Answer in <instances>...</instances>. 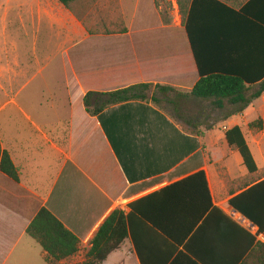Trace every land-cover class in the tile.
Instances as JSON below:
<instances>
[{
  "label": "crops",
  "instance_id": "crops-1",
  "mask_svg": "<svg viewBox=\"0 0 264 264\" xmlns=\"http://www.w3.org/2000/svg\"><path fill=\"white\" fill-rule=\"evenodd\" d=\"M120 1L128 32L108 36L90 35L83 22L56 0H28V64L18 52L20 36L5 34V28H14L17 22L0 21V142L19 174L15 182L0 171V253L28 250V264H35L40 245L26 230L42 208L82 241L83 251H89L115 210L127 211L131 203L204 171L219 212L205 214L179 248L186 258L175 264H264V243L224 211L244 191H237V181L251 180L249 188L264 181V95L242 112L228 101L225 110L232 111L214 112L215 121L224 123L226 154L212 149L213 164L205 132L202 127L195 130L186 118L197 109L204 121L202 109L212 107L211 101L188 95L200 80L194 50L205 68L251 77L264 73V0H180L185 18L179 13V24L168 25L139 12L142 0ZM129 4L134 8L130 21ZM0 8L10 11L9 0L0 1ZM40 41L48 44L46 48L53 44L55 55L47 50L41 56ZM54 57H60L62 71L48 83L44 73ZM139 84L153 85L148 101L116 105L99 116L91 115L83 102L89 92ZM157 85L177 92L165 97ZM27 87L28 97L21 99ZM259 120L262 130L251 126ZM236 126L258 172L250 175L247 170L231 178L226 161L236 150L228 145L225 133ZM215 164L224 166L225 180L212 173ZM199 186L198 196L186 189L161 194L162 212L193 221L207 204ZM257 201L264 205V193ZM124 250L140 264L129 239L107 260ZM40 258L45 262L43 250Z\"/></svg>",
  "mask_w": 264,
  "mask_h": 264
},
{
  "label": "trees",
  "instance_id": "trees-1",
  "mask_svg": "<svg viewBox=\"0 0 264 264\" xmlns=\"http://www.w3.org/2000/svg\"><path fill=\"white\" fill-rule=\"evenodd\" d=\"M56 1L64 8L73 11L75 5L83 0ZM179 5L181 14L185 18L184 6L180 0ZM78 17L90 35H124L128 32L121 9L118 10V25H107L104 17L98 20L92 13L86 19ZM88 20H95L94 25H90ZM187 29L189 30L188 26ZM194 54L200 80L188 94L190 97L211 101L212 108L216 111L225 110V101H228L232 105L238 106L235 109L236 112H242L253 101L264 95V73L251 77L226 73L227 71L221 68H205L195 50ZM152 87L151 84H139L108 93L89 92L84 97L83 102L91 115L99 116L104 110L116 105L148 101L147 93ZM156 89L165 97L171 92H177L169 86L157 85ZM253 89L255 91L252 92ZM153 102L159 104L157 99H154ZM91 107H93L92 111ZM256 125L259 129H263L262 120L251 126ZM225 137L228 145L241 155L243 164L250 175L257 173V163L241 128L236 126L229 129L226 131ZM0 171L13 181L19 182L18 171L8 152L2 150L1 142ZM236 183L237 191H244L232 198L229 205L257 224L263 233L264 205L257 200L259 195L264 193V181L252 188H249L253 184L249 179ZM199 185H202L207 204L206 208L193 221L180 219L181 217L179 218L175 214L168 217L162 212L163 203L158 200L161 194L172 189H186L188 193L198 196ZM234 192H231V195ZM210 211L219 212L213 206L206 173L200 171L163 189L161 192L131 203L127 211L115 210L97 232L89 251H83L82 241L46 208L39 210L26 233L41 246L47 264H104L109 255L118 250L128 239L132 242L140 264H170L176 258L171 263L175 264L183 263L186 256L179 251L180 246L184 245L205 214ZM252 246L253 240L250 244V247ZM78 258L81 260L78 261ZM193 264L198 263L193 262Z\"/></svg>",
  "mask_w": 264,
  "mask_h": 264
},
{
  "label": "rangeland",
  "instance_id": "rangeland-1",
  "mask_svg": "<svg viewBox=\"0 0 264 264\" xmlns=\"http://www.w3.org/2000/svg\"><path fill=\"white\" fill-rule=\"evenodd\" d=\"M0 1H6V0H0ZM155 1L156 0H142L141 5L139 7V12L144 13L146 15H153L151 16L153 19L155 18L160 19V21L164 25L179 24V16L177 14L176 5H175V3H177V5L180 8L179 0H157L156 2ZM124 2H126V0H124ZM9 4L11 5V9L8 12H6L5 9L0 8V21L9 19L11 21L17 22L16 26L14 27L15 29L12 26L9 28L6 27L5 34L8 36L9 32L11 35H13L12 32H15L17 36H20L18 41L19 42L18 46L21 51L18 52H20L19 54L21 58L26 62V64H28V57H30V53H31L30 52L31 42L28 41V24L27 25L25 24L28 21V0H9ZM129 5L130 7H126L127 8L126 15L128 20L130 21L131 15L134 12V8L131 7V5L133 4H129ZM119 9H121L126 24L125 13L122 9V4L120 0H83L79 2L77 5H75L73 11L70 10L69 11L72 12L78 19H79L78 16L86 19L88 15L92 13L95 17H97L98 20L104 17L106 19L105 23L107 25H111V24L118 25ZM180 14H181V10H180ZM98 20L97 22H99ZM94 22L95 20L89 21L90 25L92 26L94 25ZM23 26L25 27L23 28ZM16 31H18L19 33H17ZM41 42L43 41H40V44H38V48H39L38 52L41 56H44L47 50H49L50 55H55V52H53L52 50L53 44H49V47L46 48L48 44L46 46H42ZM45 42H48V40L45 39ZM59 63H60V57H58V59L54 57L49 60V63H47L46 65L48 71L44 73V77H45L44 81L46 80V82L48 83H54L55 81L54 78L57 77L53 76V74L61 75L60 71H62V67L61 65H59ZM43 64H45V61L42 62V66ZM26 96L28 97V87L22 92L21 99L25 98ZM202 110L205 112V115H203L204 121H201V118L197 113L199 112L197 111V109L191 111L193 112V114L188 115V117L186 118L190 119V121L192 122L191 125L195 130H198L202 127L201 128L202 131L205 132V137H206L205 143L210 152L209 153L210 162L213 164L214 161L212 158V149L215 152L217 151L219 154L221 153H223L222 155L226 154V149L224 146L225 139L222 137L225 131V129H223L224 123L223 122L217 123L215 121L213 114L216 110H213V108L210 105L204 107V109ZM225 111H232V109H228ZM215 152L213 153L214 156H215ZM218 156L219 155H217L216 153V158H218ZM256 159L259 165L263 164L259 156H256ZM226 163L231 171V178H237L242 174L247 173V169L243 166L242 158L237 151H235L234 154L229 155ZM211 171L213 174L216 173L214 175H217L218 172L219 179L225 180L226 170L224 169V166L222 164L219 165L215 164V166L212 167ZM37 249L38 250L36 252L34 263L37 264L38 262L39 264H45V262L40 258V254L42 253V248L38 246ZM0 264H28V250L24 253H19V251H16L11 255L8 252H2L0 253ZM104 264H138V262L136 261L135 257H132L131 255L128 254L127 250H124L122 253H117L116 256H113L112 258L107 260Z\"/></svg>",
  "mask_w": 264,
  "mask_h": 264
},
{
  "label": "built area",
  "instance_id": "built-area-1",
  "mask_svg": "<svg viewBox=\"0 0 264 264\" xmlns=\"http://www.w3.org/2000/svg\"><path fill=\"white\" fill-rule=\"evenodd\" d=\"M176 10L179 15V8L176 7ZM224 211L228 217L243 230L253 235L258 241H262L264 243V233L260 231V228L252 220L233 207H227Z\"/></svg>",
  "mask_w": 264,
  "mask_h": 264
}]
</instances>
